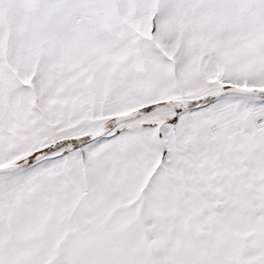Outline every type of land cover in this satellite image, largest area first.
I'll list each match as a JSON object with an SVG mask.
<instances>
[{"label": "snow or ice", "instance_id": "1", "mask_svg": "<svg viewBox=\"0 0 264 264\" xmlns=\"http://www.w3.org/2000/svg\"><path fill=\"white\" fill-rule=\"evenodd\" d=\"M0 264H264V0H0Z\"/></svg>", "mask_w": 264, "mask_h": 264}]
</instances>
